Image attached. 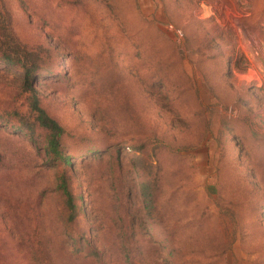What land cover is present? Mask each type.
<instances>
[{"label": "rangeland", "instance_id": "374dc122", "mask_svg": "<svg viewBox=\"0 0 264 264\" xmlns=\"http://www.w3.org/2000/svg\"><path fill=\"white\" fill-rule=\"evenodd\" d=\"M0 264H264V0H0Z\"/></svg>", "mask_w": 264, "mask_h": 264}, {"label": "trees", "instance_id": "16d2710c", "mask_svg": "<svg viewBox=\"0 0 264 264\" xmlns=\"http://www.w3.org/2000/svg\"><path fill=\"white\" fill-rule=\"evenodd\" d=\"M7 60L12 64L18 67L19 69L24 70L25 76L27 77L25 80V84L28 86L29 90L32 91V99L30 103V108L33 114L36 116V121L38 122L39 126L47 131L48 133V147L56 154H60V146H61V137L64 134V128L59 124V122L51 117L40 105V100L37 92L33 90V84L35 83L36 76H37V64L34 61V58H32V54H22V57L17 59H11L9 55H5ZM27 129L29 131H33V128L31 126H27ZM69 166V163L67 164ZM63 193L68 197V199H71L72 194L67 187V184H63L60 186ZM145 189L147 191V194L150 196V204L153 208V204L155 202L154 193L152 191L151 184L147 182L145 184ZM76 205L73 209L72 214L76 210ZM74 215L70 216V220H73Z\"/></svg>", "mask_w": 264, "mask_h": 264}]
</instances>
